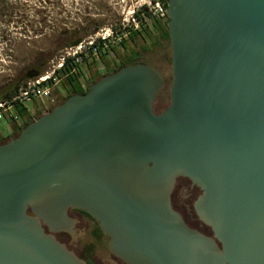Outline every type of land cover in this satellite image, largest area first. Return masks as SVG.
<instances>
[{"label": "water", "instance_id": "water-1", "mask_svg": "<svg viewBox=\"0 0 264 264\" xmlns=\"http://www.w3.org/2000/svg\"><path fill=\"white\" fill-rule=\"evenodd\" d=\"M165 13L160 114L163 75L135 63L0 144V264H85L53 236L68 209L93 218L123 264H264V0H167ZM178 178L200 190L211 236L171 208Z\"/></svg>", "mask_w": 264, "mask_h": 264}, {"label": "rangeland", "instance_id": "rangeland-1", "mask_svg": "<svg viewBox=\"0 0 264 264\" xmlns=\"http://www.w3.org/2000/svg\"><path fill=\"white\" fill-rule=\"evenodd\" d=\"M135 1L0 0V94L3 93L4 86L18 84V79L29 70L39 71L40 75L48 71L51 62L68 47L62 46L63 40L69 37L66 33L83 30L91 36L100 29L121 27L120 23L129 17ZM144 25H148V21L144 22ZM136 44L137 63L156 68L166 81L164 89L158 95V101L155 102L156 110L159 100L167 98L170 88L169 45L163 41H159L154 47L141 41H137ZM101 58L102 62L96 60L98 61L96 65L100 69L105 63L112 65L114 57L108 50ZM86 65L83 66L84 69ZM94 70L93 74L96 72ZM21 84L22 82L20 86ZM56 90L64 92L62 83ZM57 91L54 93L55 96ZM46 105L45 100L29 104L30 108H41ZM8 122L5 119L0 123L2 136L10 130ZM67 219L71 224L63 231L68 235L70 244L77 246V250L73 252L80 260L82 252L86 251L88 261L92 264H113L103 242H90V228L84 230V225L70 213ZM119 264L123 263L119 261Z\"/></svg>", "mask_w": 264, "mask_h": 264}, {"label": "built area", "instance_id": "built-area-1", "mask_svg": "<svg viewBox=\"0 0 264 264\" xmlns=\"http://www.w3.org/2000/svg\"><path fill=\"white\" fill-rule=\"evenodd\" d=\"M167 0H136L131 7L129 17L122 21L119 28L100 29L96 33L81 40L78 45L64 48L58 57L51 62L45 73L35 79L28 80L24 88H19L7 101L0 102V123L5 119L15 121L20 119L15 114L17 108L23 107L28 112L29 104L45 100L49 111L55 107L54 91L68 75L92 61L99 60L114 44L126 38L128 34L138 31L144 22L165 21Z\"/></svg>", "mask_w": 264, "mask_h": 264}, {"label": "flooded vegetation", "instance_id": "flooded-vegetation-1", "mask_svg": "<svg viewBox=\"0 0 264 264\" xmlns=\"http://www.w3.org/2000/svg\"><path fill=\"white\" fill-rule=\"evenodd\" d=\"M167 34H168V30H167ZM160 41L166 42L169 45V38L167 39L162 38L160 39ZM105 72H106V69L102 68L101 70L96 71L95 74H93V76L95 78H100L102 76H105ZM170 80H171V77H170ZM165 82L166 81L164 78V86L161 89V91L165 87V84H166ZM81 84H82L81 85L82 89L84 90V89H87L89 85H91L92 83L90 79H85ZM169 92H170V88H169ZM169 92L166 98L167 100L164 98L163 99L161 98V100H159V103L157 105V109L155 110L154 108V112L156 114H160L169 105V102H170ZM68 96H71L70 90H64V92H57L55 96V105L62 103ZM156 101H158V96L155 102ZM47 112H49V107L30 108L28 112V116L20 120L19 125L21 129H23L25 126L30 124L33 120L46 114ZM18 134L19 133L16 130H9L7 134L3 136V140L7 142L15 138ZM200 194H201L200 190L196 188L195 186H193L188 179L178 178L175 181V184L170 194V205H171V208L177 214H179V216L182 218L183 222L185 223L187 227L203 234L204 236H211L210 230L201 221H199L194 211V202L197 200ZM69 213L73 215L76 219H78L84 225V230L89 229V228L91 229L90 230L91 231L90 242H96V243L103 242L106 247L107 253L109 254L110 259H112L113 264H119L120 260L111 254L109 247H108V238L102 233L96 221L93 218H91L89 215L84 213L83 211H80L77 209H68L67 215ZM53 236L59 243L63 244L69 251L73 252L77 250V246H73L70 244V240L66 232L58 231L54 233ZM81 257H82L83 262H85V264H92L90 261H88V254L86 251L82 252Z\"/></svg>", "mask_w": 264, "mask_h": 264}, {"label": "trees", "instance_id": "trees-1", "mask_svg": "<svg viewBox=\"0 0 264 264\" xmlns=\"http://www.w3.org/2000/svg\"><path fill=\"white\" fill-rule=\"evenodd\" d=\"M167 22H168L167 18L165 19V21L153 20L148 25L142 26L138 31H134L128 34L126 38L121 39L120 42L117 43L116 45L114 46L112 45L111 47H109L108 52H110L113 55L114 59L112 61V65H108L106 63L104 66L102 65V68L106 69L105 75L114 73L116 70H118L121 67L129 66L137 63V57H138V53L136 50L137 41H141L144 44H148L151 47H154L158 44L160 39L162 38L167 39L168 38ZM66 34H69V37L67 36L68 39L66 40L64 39L62 42V46L65 47L90 36V34H87L86 31L84 32L83 30L80 32L71 31L70 33H66ZM120 56H122V58H120ZM98 61L102 62L101 56ZM98 61H92L91 63L86 65L85 69L83 67L77 68L75 72L71 73L65 79H63L61 81L63 90H70L71 95H83L87 89L83 90L81 83L85 79H90L91 83H94L101 78V77L95 78L93 76V70H94L93 68H95L94 71H99L102 69V68L100 69L96 65ZM37 72L39 73V71ZM21 79L22 78H19L18 80L20 81ZM16 85L17 83L12 86L8 84L4 86V88H2L4 91L3 93L0 94V102L7 101L15 93L13 90ZM56 91H54V93ZM15 114L21 120L28 116V111L25 108L20 107L16 109ZM7 126L8 128H10V130H16L18 133L22 130L20 125H18L13 120L9 121ZM2 143H5V140H3V136L0 133V144Z\"/></svg>", "mask_w": 264, "mask_h": 264}]
</instances>
